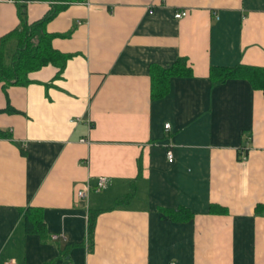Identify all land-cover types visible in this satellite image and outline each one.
I'll use <instances>...</instances> for the list:
<instances>
[{
	"label": "crops",
	"instance_id": "crops-1",
	"mask_svg": "<svg viewBox=\"0 0 264 264\" xmlns=\"http://www.w3.org/2000/svg\"><path fill=\"white\" fill-rule=\"evenodd\" d=\"M24 3L29 22L50 8ZM18 26L0 0V40ZM45 29L70 55L60 75L0 82V264H264V94L215 73L264 67V0H85ZM177 57L191 74L152 97L150 67Z\"/></svg>",
	"mask_w": 264,
	"mask_h": 264
},
{
	"label": "trees",
	"instance_id": "trees-1",
	"mask_svg": "<svg viewBox=\"0 0 264 264\" xmlns=\"http://www.w3.org/2000/svg\"><path fill=\"white\" fill-rule=\"evenodd\" d=\"M24 1L33 0L16 1L19 26L12 32L2 36L0 40V82L4 86L8 84H28L30 82L28 74L47 64L58 67L57 75H60L70 55L58 51L51 45L52 34L48 33L45 27L49 20L68 5L84 2L85 0H43L50 3V8L42 18L34 22L28 21ZM213 69L215 68L211 69L212 72L214 71ZM215 73L217 74L218 81L229 77L244 76L253 87L261 89L264 94V67L238 65L229 68H218L215 70ZM149 74L152 97H162L167 93L169 80L172 77L190 75L191 68L187 66V59L177 57L168 67L152 65ZM6 111L16 112V109L8 105ZM9 137V131L0 128V138ZM123 200H126V198ZM255 211L257 213H264V204H257ZM95 216L94 212H89L88 214L87 231L89 237L92 236L94 230ZM24 227L26 233H36L42 237L46 236L45 223L38 208L28 207L26 209ZM79 244L66 243L61 252L64 255L68 247Z\"/></svg>",
	"mask_w": 264,
	"mask_h": 264
},
{
	"label": "built area",
	"instance_id": "built-area-1",
	"mask_svg": "<svg viewBox=\"0 0 264 264\" xmlns=\"http://www.w3.org/2000/svg\"><path fill=\"white\" fill-rule=\"evenodd\" d=\"M11 1H17V0H11ZM188 13L187 10H179L177 11L176 13H174V17L175 18H181V17H184L186 16ZM169 127V124H166L165 125V128H168ZM167 159L169 162H172L173 161V152L171 150H168L167 153ZM107 184V179L106 177L104 176H100L98 181H97V184L94 188V190L96 191H99L101 189H103ZM91 188L88 184H85L82 188L78 189L76 191V197L77 199L81 200V201H86L88 199V196H89V192H90ZM53 239H57L59 238V235L58 234H54L52 236ZM5 264H12L11 262H7Z\"/></svg>",
	"mask_w": 264,
	"mask_h": 264
}]
</instances>
